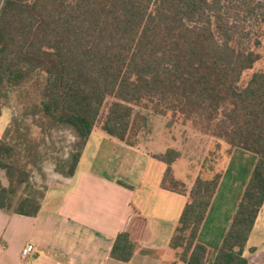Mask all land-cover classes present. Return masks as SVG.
<instances>
[{"label":"trees","instance_id":"1","mask_svg":"<svg viewBox=\"0 0 264 264\" xmlns=\"http://www.w3.org/2000/svg\"><path fill=\"white\" fill-rule=\"evenodd\" d=\"M263 34L264 0H4L0 116L9 92L23 90L26 115L42 132L73 129L76 148L66 159H53L65 177L74 175L94 127L138 145L148 126L139 104L159 115L182 114L184 124L203 117L202 127L215 125L213 136L228 144V156L235 147L256 156L211 264H252L243 252L264 203V72L243 74L260 60L255 48ZM23 129L25 120L11 119L0 138L7 180L0 183V209L33 217L45 190L32 181L29 163L38 160L33 145L23 146ZM152 156L166 164L161 187L187 197L169 243L174 258L209 264L211 250L197 235L223 169L197 175L187 187L172 169L180 150L168 146ZM141 222L135 214L117 234L112 258L131 259Z\"/></svg>","mask_w":264,"mask_h":264},{"label":"crops","instance_id":"2","mask_svg":"<svg viewBox=\"0 0 264 264\" xmlns=\"http://www.w3.org/2000/svg\"><path fill=\"white\" fill-rule=\"evenodd\" d=\"M166 148L153 151L142 144L129 146L94 127L72 177L52 166L51 174L58 181L45 191L36 216L0 209V264H184L174 258L169 243L187 197L161 187L166 164L152 156ZM255 162L253 153L238 147L226 160L197 235V241L211 250L209 264ZM0 183L7 185L1 169ZM135 214L142 219L135 253L129 261L116 260L110 256L112 244ZM29 244L34 247L32 255L22 260L21 250ZM243 255L252 264H264V203Z\"/></svg>","mask_w":264,"mask_h":264},{"label":"rangeland","instance_id":"3","mask_svg":"<svg viewBox=\"0 0 264 264\" xmlns=\"http://www.w3.org/2000/svg\"><path fill=\"white\" fill-rule=\"evenodd\" d=\"M3 1L0 0V6ZM255 50L261 54V58L251 70L244 72V79H247L254 71L264 72V34L261 37V45ZM26 106L23 90L9 92L0 116V135H3L5 125L11 119L25 120L27 129L22 130L26 134L23 146L33 145L38 160L37 164L29 163L32 181L38 188H44L46 191L50 186H55L58 181L51 174L52 166H54L53 159L68 158L76 148L79 139L70 127L57 126L42 132L33 124V116L26 115ZM135 108L148 117V126L139 135L138 143L153 151H159L168 146L180 150L181 157L175 162L174 175L187 187L197 175L204 178L211 177L212 174L224 168L228 159L229 146L222 138L213 136L216 133L213 130L215 125L209 128L204 125L202 127L203 117L196 118L199 123L197 125L192 124V121L184 124L182 114L177 116L172 112H167L159 115L151 106L145 108L142 104ZM169 121H173L174 124L168 126Z\"/></svg>","mask_w":264,"mask_h":264},{"label":"built area","instance_id":"4","mask_svg":"<svg viewBox=\"0 0 264 264\" xmlns=\"http://www.w3.org/2000/svg\"><path fill=\"white\" fill-rule=\"evenodd\" d=\"M34 250V247L33 245L29 244L27 246H25L24 248H22L21 250V259L22 260H27L31 255H32V252Z\"/></svg>","mask_w":264,"mask_h":264}]
</instances>
